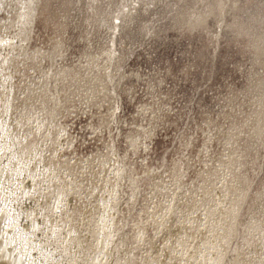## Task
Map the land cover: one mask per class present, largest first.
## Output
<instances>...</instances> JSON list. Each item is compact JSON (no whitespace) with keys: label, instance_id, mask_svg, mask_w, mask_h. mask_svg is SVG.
<instances>
[{"label":"bare ground","instance_id":"1","mask_svg":"<svg viewBox=\"0 0 264 264\" xmlns=\"http://www.w3.org/2000/svg\"><path fill=\"white\" fill-rule=\"evenodd\" d=\"M37 20L52 33L33 43ZM161 29L213 52L229 36L248 67L216 109L199 97L176 157L139 169L131 154L182 119L159 90L171 67L127 62ZM138 80L149 100L121 114ZM79 114L88 153L67 123ZM263 163L264 0H0V264H264Z\"/></svg>","mask_w":264,"mask_h":264},{"label":"rangeland","instance_id":"2","mask_svg":"<svg viewBox=\"0 0 264 264\" xmlns=\"http://www.w3.org/2000/svg\"><path fill=\"white\" fill-rule=\"evenodd\" d=\"M156 10L157 14L148 15V17L155 19L162 12V5H158ZM166 21L168 20L161 19L159 21L161 25H158L157 28L164 27ZM43 24L41 20L36 21L33 43L46 40L48 34L52 33V28L44 27ZM70 32L75 33L76 30L70 29ZM189 38L178 35L172 29H161L156 37L147 35L138 38L129 50L127 62L133 67H138L144 73L151 74L154 70L162 72L166 66L171 67L174 77L166 76V80L161 84L162 87L160 85L159 90L161 92L169 91L166 101L171 109L170 117L174 118L175 112L182 114V119L178 120L177 125L172 123L159 125L148 149H141L136 154H131V157H134L139 165V169L143 167L141 165L142 158H146L151 167H157L162 163V158L169 160L177 156L175 153V149L178 147L176 137L185 129L188 121L187 115L198 116L199 97L203 99L209 110H214L217 108L214 99L219 93L223 94L228 86H240L245 81V70L248 67L247 55L240 53V46L231 41L229 36L220 39V45L214 52L213 46L209 44L207 38L203 39L197 34ZM81 46L82 42H74L70 51L76 52ZM190 63H193L194 67L191 69V74L186 77L183 74V69ZM142 83L140 80L135 83L134 91H136L132 102L127 100L125 94H122L121 114L130 116L134 109V102L149 100ZM84 120L87 121L86 117L79 114L76 117H68L67 123L72 126L71 131L76 135L77 142L84 141L79 146V150L82 153H88L95 148L98 142L92 138L93 135L85 126L86 121ZM191 124L193 125V123ZM112 133L115 135L116 129H113ZM121 145L122 148L125 146L123 142ZM183 153L185 154L186 151ZM137 207L138 205H135L132 208V213L136 211Z\"/></svg>","mask_w":264,"mask_h":264}]
</instances>
